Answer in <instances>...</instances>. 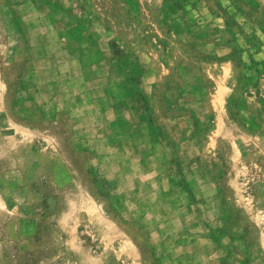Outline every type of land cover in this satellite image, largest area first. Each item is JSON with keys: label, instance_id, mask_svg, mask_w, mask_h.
Returning a JSON list of instances; mask_svg holds the SVG:
<instances>
[{"label": "rangeland", "instance_id": "374dc122", "mask_svg": "<svg viewBox=\"0 0 264 264\" xmlns=\"http://www.w3.org/2000/svg\"><path fill=\"white\" fill-rule=\"evenodd\" d=\"M70 1L85 69L55 0H0V264H232L229 234L264 257V75L241 120L178 0Z\"/></svg>", "mask_w": 264, "mask_h": 264}, {"label": "crops", "instance_id": "0c3cea01", "mask_svg": "<svg viewBox=\"0 0 264 264\" xmlns=\"http://www.w3.org/2000/svg\"><path fill=\"white\" fill-rule=\"evenodd\" d=\"M60 7L59 17L69 25V29L62 32L60 44L69 46V61L75 69L92 67V22L83 11H69L70 0H55ZM180 3L176 12L183 14L180 20L184 24L194 21L195 48L203 58L218 65L221 79L226 80L222 89L216 92L218 108L225 102L227 110L230 100H235L238 117H246L245 106L248 104L249 94L255 91L263 79L264 71V25L259 18L248 15L258 6L253 0H178ZM73 3V2H72ZM187 15L190 14L191 17ZM77 19V20H76ZM258 19V20H257ZM48 40L44 44L52 45ZM65 40V42H64ZM40 44V42H38ZM50 61V58L48 59ZM57 61V60H56ZM64 66H62L63 68ZM220 68V69H219ZM237 74V77L233 74ZM260 130L264 131V127ZM228 236L222 250L226 251L232 264H264V257L253 255L255 249L244 247L242 241ZM264 246V244H262ZM263 248V247H262ZM264 250V249H263ZM243 253L242 255L238 254ZM256 254V253H255ZM220 264V263H218Z\"/></svg>", "mask_w": 264, "mask_h": 264}, {"label": "trees", "instance_id": "16d2710c", "mask_svg": "<svg viewBox=\"0 0 264 264\" xmlns=\"http://www.w3.org/2000/svg\"><path fill=\"white\" fill-rule=\"evenodd\" d=\"M228 108L230 106H234V108L237 105V102L235 100H230L228 103ZM42 250L44 252V256L48 257V248L46 246L42 247ZM12 264H37V262L40 261V258L36 257L35 253L30 252L28 250L23 251L20 253H14L10 259Z\"/></svg>", "mask_w": 264, "mask_h": 264}]
</instances>
